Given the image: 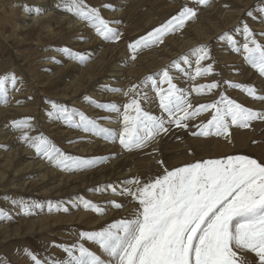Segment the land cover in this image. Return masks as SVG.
Returning a JSON list of instances; mask_svg holds the SVG:
<instances>
[{
	"label": "rangeland",
	"instance_id": "rangeland-1",
	"mask_svg": "<svg viewBox=\"0 0 264 264\" xmlns=\"http://www.w3.org/2000/svg\"><path fill=\"white\" fill-rule=\"evenodd\" d=\"M20 1L21 0H0V77L15 75L17 81L16 88L17 89L20 88V90L22 91L21 93L17 94L18 97L16 98L15 103L17 105L22 106L23 107L22 109L26 111V113L21 114L20 116L13 114L8 115V113H6L4 117H2L3 115L2 114L0 116V131H1L0 134L3 133L4 127L7 126L10 122L19 121V119L23 120L25 118H31V120L29 121L30 128H27V133L34 131L32 138L38 137L37 134H39V136L42 135L46 137L52 145H54L56 148L61 150L64 154L79 158L83 157L82 159L84 158L93 159L97 161V158H99L98 155H103V154L109 156L112 155L109 161L113 162L112 163L113 167L112 166L111 167L114 169L115 166H117L118 164L116 162L117 160L120 163L121 160L124 159V156H127V154L138 153V152H134L133 151L134 149L133 150L124 149L119 143V134L122 132L120 126H122L121 123L123 122L122 111L124 110V105L129 103L130 100L133 98L131 95H125V93H128L130 89V83L132 86L138 84V87L135 89V94H137L135 98L140 101L142 109L146 111L144 106V101H145L144 94L147 95L149 93V95H152L153 93H155L152 89L151 81L155 82L162 79V76H160L161 74L160 69L162 68L169 70V74L173 77V83H175L179 88L184 89L188 92V99L190 100L192 105L194 102L196 104L200 101L202 103L201 105L210 104L219 101L221 96L223 95L228 99L234 100L245 107L264 113V101L253 98L251 99V97L247 95L245 89L234 88L230 86V85H244V86H252L255 88L257 86V83H259V86H263L264 84V77L260 76L258 71L252 65H250L248 62L245 61L244 53L242 51V46L243 43L245 42V35H246L244 33L245 26H247L254 34L253 38L259 44L264 45V11H261V9H264V0H227V2H225L226 6H222L224 3L223 4L217 3L218 0H206V3L204 4H199L196 2V0H119L121 6L125 4L127 6L126 9L121 8L122 10L120 9V11H116V10L111 11L112 7L115 5L114 4L116 2L115 0L114 2L113 0H84L87 6L97 9L99 11L101 18L109 22L110 27L112 28L117 27V29H121L119 28L121 27L120 24L123 23L124 21H126L125 25H127L128 27L126 29L123 28L122 30H120L119 33L121 35L118 41H108L107 43H104V45H102L103 47L101 46L100 49L102 48L106 49L105 54H102L99 51L98 55L99 57H102L101 59L97 57L93 60L87 61V63H85L83 66L87 67L88 65H90L89 63L94 60L96 61L95 63H97L99 60V63L95 65L102 63V66L106 65V63H108L109 65V63L111 62L110 66L116 65L114 72H116V74L118 73L121 77V82L122 81L124 82V77L127 78V75H130V73L125 75L124 74L125 72L124 73L121 72L123 73L122 75L120 72H118L117 66L125 65L123 67H125L126 68L125 71H127L132 64V62H130L132 57L135 56V58H137V60L135 59V62L136 64H138L135 65V67L142 70V72L139 71L138 75H135L133 73L131 74V76L133 77L131 78L129 77L127 79L128 82L130 83L125 84L124 86L122 85L120 91L115 93V96H117L115 97V99L113 98L110 99L109 97L112 95L111 94L109 95L108 92L104 93L103 91V93H97L98 90L96 89V87L93 89L89 88L90 82L86 84L83 82L81 78H79L78 80L76 79V77L73 80L71 79L70 81H68L67 83L68 85L66 87L62 85L65 79L68 78L65 76H68V73L71 74V71H69L68 69L70 68V66L67 65L77 63L79 59L77 58L76 54H82L86 56L87 49H89L88 47H91L92 44L90 41L89 45L87 42L86 43L84 42L82 43V47L84 48L77 49L80 43L79 42L80 39L85 40L83 36H85V33H87L88 30H90L91 25L94 24L91 22H87L83 19H79L71 12L65 10L66 0H42V1L34 0V2L30 0L27 1L29 2L28 4L24 0L22 1L23 4H21ZM214 1L217 5H215ZM35 2H39V3H35ZM39 4L41 5L39 6ZM16 5L18 6L16 7L17 8L16 10L14 9L16 12L14 11L15 13L11 14L10 7ZM25 6L29 8L30 12H35L34 9H36L37 7L41 8L42 11H44V13L47 12L46 16L42 17V21L40 20L38 24H34L33 22H31L32 24H29L26 21L22 22L21 20L34 17L32 15H29L23 18L22 9H24ZM185 6L194 9L196 15L191 19L187 20L183 26L176 28L174 32L166 34L163 37L162 43L158 42L148 47H141L136 49L135 52L129 49L128 45L130 43L134 42L139 37L145 36L153 29L166 23L169 19L172 18V16L177 14ZM107 11L111 13H115V12L118 13L119 14L118 18L112 21V18L107 16L108 15ZM122 11H124L123 14ZM249 12H251V15H248ZM60 17L61 19H59ZM123 17H125V19L122 20ZM56 18L59 19V22L57 21ZM38 19L41 18L38 17ZM114 21L117 23L113 24ZM15 25L19 26L17 30L13 28V26ZM22 25L29 27H27L26 29L24 28L25 30H23ZM46 27H51L52 32L50 34L46 33ZM225 34L231 36V40L234 41L235 43L233 44L227 38L221 39V37H224ZM95 44H99V43L96 42ZM151 47L154 48L152 49ZM199 47H206L209 56L208 59L201 61L202 66L203 67L210 66L212 71L208 75H205L207 79H205L204 76H200V77H195V80H190L192 77L195 76V72L197 68L195 62L197 60V57L192 56L191 52ZM235 47H240L241 51L240 52L235 51L234 50ZM146 48H150V50ZM153 50L156 51L155 52L156 54L155 53L145 54V52H151ZM185 56L188 57L189 63H183L182 58ZM74 58H76L77 61H74L73 60ZM140 59L142 60L140 61ZM127 62H129V64ZM174 62L180 64L179 71L173 66ZM88 67L90 68L86 69V71L88 70L91 71L95 68L93 66H88ZM109 68L107 71L109 70L111 71L113 69L112 67L110 69ZM129 70L131 71L132 69ZM107 71L105 72L107 76L109 74L110 75L115 74L114 72H110V71L107 72ZM88 73H92V72H88ZM155 73H159L156 78L153 77ZM149 77H153V80L150 81L148 79ZM20 82L22 83L19 84ZM100 82L110 83L109 80L108 81L106 80V77L103 80H100L99 83ZM184 82L188 83V85L186 86ZM196 82H198L200 86L216 83L218 87L211 90L204 88L201 90L202 92L201 91L199 92L200 93L199 94L193 90L196 87H198L195 85ZM118 83L114 81V83L111 84H113V86L114 85L116 86ZM71 84H73L74 87H72ZM190 84L191 85L193 84L194 86H191ZM144 85L148 86V89H146L147 92L146 90H144L145 89ZM55 86L57 87L54 90L53 88ZM105 86L107 87L109 85L107 84ZM141 86L143 90H141ZM11 87L12 85L9 84L7 98H10L12 96L10 90ZM160 87L166 89L168 85L161 84ZM64 88H66V91L62 92ZM108 89H105V91H107ZM74 90H77L76 96H74L73 94ZM257 90H258L257 95H259V92L261 93V89H257ZM140 92H142L141 95ZM96 95L100 96L98 102L101 103L104 102V104L114 103L122 110L119 113L120 116L118 115V117L116 114H110L117 117L116 120H113L114 123L113 128L115 130H113L112 132L114 134L113 135L114 138L113 141L112 140L108 141L106 139L104 141L107 144H109L110 142H114L117 145V149L116 147H115L116 150L114 148L113 149L108 148L110 150L109 151L107 150L108 151L107 152L106 150H104V148H102L103 150L101 152L93 151L88 154H79L80 151L82 150L81 146L85 144L87 140L90 141L89 137H91L93 133L85 132L82 129L76 131V129L71 128L69 130L71 132V136H77L78 139L74 144L68 145L67 144L68 139L66 138V134L65 133L57 134L58 133L57 132L56 135L55 132L58 131L57 129L48 132L46 130L45 122H48L50 118H54V116L50 117L48 113H50L52 110L51 103L55 102L56 104L67 108L69 114H71L72 117L74 116V114L77 115V113H80L78 112V110H81L82 111L81 113L85 114L87 117L91 118L94 121H98V123H100L99 126L102 127V124L105 125L107 121H103V120L100 121L98 115L92 114V116H89L91 115V113H88V111L84 110V108L82 107L80 108V103L77 102L79 98L82 99L84 98V101L87 99L86 101L89 102V104L91 105L90 102H95L94 99H96ZM152 98L156 103L153 109L155 111L156 116H164L165 119H167L166 114L162 113L161 109L159 108V101L156 100L154 96H152ZM6 103L7 101L5 103H2L0 107H5ZM250 103H252L253 104L252 106L254 107L250 106ZM13 105L11 106V109L12 107H15ZM90 105H88V107ZM93 108L94 110L100 109L96 106ZM4 109L5 108H3L1 111H4ZM105 111H107L106 114L108 112L111 113L108 110H104V113ZM149 113L152 114V112ZM132 115H135V113L133 112ZM199 117L200 119L196 120ZM209 118H211V112L204 111L202 112V114L186 121L187 124H189L192 121H196V122L201 121L199 125L193 123L195 127L192 128L190 133L187 134V136L189 135L188 137L190 139L193 140L198 139L200 141L198 142L195 141V143H193L189 147V149H186V151L184 148L175 149V152L177 151V153L173 154L174 156L172 154H168L169 152H173L172 146L170 145V140L174 138V135L171 134L169 136V132L172 130V127L175 125L174 124L171 125L170 126L171 130L169 132H167L166 134H161L160 136L156 137L154 140L150 141V142H155V141L157 142V140H159L158 142L159 146L156 148V152H157L155 153L156 155H153L152 157L145 156L147 160L145 159L143 164L140 165L141 170L139 168L135 169L137 166H134L133 170H136L135 172H137V174L145 171V173H150L152 175V178H155L159 175H162L164 171V167H162L161 164L159 163L160 161H163L164 166L167 167L168 169L181 167L205 159H218L230 155H247L250 158H255L260 162H264V120L253 121L250 123L249 127L247 128H242L239 126H231L229 129L230 136L226 139L224 144L219 147V149L216 148L214 153L213 152L214 144H212L211 142L209 143L207 142L209 140L215 139V137H217L216 135H209V136L192 135L193 132L198 133L200 131V128L207 122ZM75 120L79 122V118H76L75 116L74 120H71L70 122L67 123L71 125V123L73 124ZM188 129H189L188 127L181 128L182 132H187ZM67 130L68 129H63V131L62 130L60 131L66 132ZM20 131H16V132H20ZM14 132L15 131L13 130V133ZM15 136L16 135L11 137V141ZM82 136H85V138L82 139L81 138ZM93 136H95V134H93ZM101 136L103 135L102 134L98 135V138H100ZM167 136H169V140H164V137ZM107 137L109 139V137L111 136L108 135ZM218 137L225 138L223 136H218ZM184 140L186 139L184 138L177 139L176 143L182 142ZM184 143L186 142L184 141ZM4 144H6V142L3 143V141H0V147H5L6 145ZM18 145L6 147L3 150V154H0V158L4 156L9 157L11 152H14V154L18 155L19 154ZM67 146L69 147L67 148ZM23 147L20 148L21 156H22V150L25 148H27V152H29L31 155L37 153L34 147H31L29 145ZM27 152H23V154L27 155ZM176 154H178L177 158H173L175 157ZM143 157L144 156H139L137 154L131 157V161L133 162V158L139 160L140 158ZM34 158L36 159L35 164L37 162L38 165H40L41 163L42 164L45 163L42 169L45 166H50L51 164L54 165V167H56L55 163L53 161H47L48 160L47 157L43 154H36L34 155ZM19 162L20 159L14 157L12 159L10 168L5 170L7 173L4 172L5 175L0 180V215L3 216L7 215V219L8 218L14 219V220H9L8 222L4 220L3 216H1L0 227L8 225L10 226L6 231L8 232V234L15 232L17 229L19 233H22V236L20 234L19 237L6 238V236L8 235L4 234L5 230L3 229L0 231L1 233L0 234V264H34V262L27 253L35 254L40 261L44 262V264H51L52 261H64L67 259V256L66 253L62 250V248L59 247L60 245L71 247V246L83 244L92 252L102 257L103 256L102 250L95 243L81 238L80 233L103 230L113 222L119 221L121 219L131 220L134 218V215L137 212L138 209L137 202L127 194L120 195L118 193L121 192L126 187V185L123 183L122 186L118 189V192L115 191V194L111 188L108 189L109 192L112 191L110 196L115 198V202H113L112 205L116 212L119 211V209L120 210L124 209L123 207L116 208L114 206L115 203L120 202V197H123L131 201V203L128 202V204H130L129 209L131 211L129 210V212L126 215H121V214L115 215L113 218H109V219L105 218V220H100L99 222L94 223L92 218L101 217L100 212L102 213L104 211L103 209L104 207L99 204H92L95 205L96 208L99 209V211L94 210L95 212L93 213V217L91 218V220L84 219L82 220V222L79 223L76 221L77 218H75V215L78 214L79 210L73 214L72 212L69 213V210L66 207L68 204L67 200H70L72 198H68L69 195L67 196L66 194H63V191L57 190V193L60 192L61 194L60 196H57L55 198L52 197L48 198L49 196L44 197L42 199L37 198V200L35 201V203L39 202L38 203L39 205L43 203L47 204V202L49 204H53L52 206H54L55 210L57 211L53 216L58 215V218L60 217L59 219L67 218L68 220V217L73 216L71 223L65 224L61 222V223L53 224L52 221L53 218L51 217L52 210H50L52 206L51 207L49 206L47 212L45 211L39 212L40 209L35 210L33 213L30 212L31 210L30 204L31 202L32 203L34 202L33 200L35 198V197L33 198L32 196L38 195L37 192L40 191L41 187L43 186H40L38 185V183H35L34 184L35 187L33 186L34 191H31V193L29 194V196H27V198L24 197L25 201L21 198V196L17 194L16 196L13 195L15 194L16 191H18V189L14 185L21 184L22 183L21 179L23 177H27L28 175L29 176L31 175V173L29 172L31 171V169H26L24 171L25 173L14 172ZM144 164H147V166L143 167ZM0 167H2L1 160H0ZM87 168L90 169V167ZM57 169L55 170L57 173L62 172L60 168ZM75 170L78 171L79 168H74L73 170L69 169V171H73L69 174V176L70 175L74 176L76 172ZM155 171L157 172V174H155V177H153L154 173H156ZM27 172H29L30 174ZM0 174H3L2 170L0 171ZM31 177L27 179L26 182H24L26 184L23 186L22 190H24L25 187H27V185L28 186L30 185L29 182H31L30 180H32ZM36 179L37 178H34V180ZM143 180L146 181L148 179L144 178ZM92 181L93 180H89L88 182L85 181L83 187L89 185ZM112 185L115 184L113 183ZM95 186L96 184L93 185L92 188H95ZM95 190L98 192L99 187L95 188ZM98 195H100V192H98ZM5 196L6 197L8 196V198H5ZM81 197L82 198L79 199V203L82 204L83 206L81 205L79 206L82 207L80 210L84 209L86 212L91 214L90 208L86 206L87 204L85 202L86 197L84 198L83 195H81ZM18 198L21 199L19 200ZM11 199H14V201ZM55 204H59V205H55ZM12 205H13V209L10 210L8 206L11 207ZM17 210L19 213L17 212ZM34 215H37V217L34 218L33 217ZM16 216H18L20 219L18 218V220H16L14 218ZM39 216L40 217L42 216L43 219L47 220L46 222L43 223L49 224L46 225L50 226V228L45 227L46 229H44L41 232L35 229L34 230L32 229L31 231H27L26 229H31L30 227L31 222L33 220L38 219ZM51 221L53 224L52 227H51ZM10 222L12 224H10ZM17 254L18 257L16 256ZM76 254L78 255V253ZM238 255H240L247 262H249V264H256V258L254 254L249 252L238 251ZM14 256H16V258Z\"/></svg>",
	"mask_w": 264,
	"mask_h": 264
},
{
	"label": "snow or ice",
	"instance_id": "snow-or-ice-1",
	"mask_svg": "<svg viewBox=\"0 0 264 264\" xmlns=\"http://www.w3.org/2000/svg\"><path fill=\"white\" fill-rule=\"evenodd\" d=\"M196 2L204 4L206 0ZM65 10L79 19L93 23L97 35L105 41L119 40L121 34L101 18L97 9L87 6L84 0H66ZM35 12L39 14L40 9H35ZM195 15L194 9L185 6L166 23L139 37L128 47L135 52L138 48L162 43L166 34L174 32ZM244 33V59L264 77V45L253 38L254 34L247 26L244 27ZM224 38L235 43L228 34L221 37ZM234 50L240 52L241 48L235 47ZM76 55L81 63L87 59L82 54ZM191 55L197 57L195 77L211 73L210 66L203 67L201 64V61L209 58L206 47L194 49ZM182 59L183 63H189L187 56ZM173 66L180 70L179 63L174 62ZM160 75L162 79L153 82L152 89L158 98L159 108L166 114L167 119L144 111L140 101L135 98V89L138 86L133 85L125 93L133 98L124 105L123 131L119 134V143L126 150L146 147L148 142L169 132L173 124L179 128H187L186 121L204 111H210L211 118L198 133L193 132L192 135L228 138L231 126L247 128L253 121L264 120V113L245 107L223 95L219 101L203 104L192 110L188 92L173 83L169 70L164 69ZM148 79L152 80V77ZM16 83L15 75L0 77V100L6 102L8 85L15 88ZM161 84H167L168 87L161 88ZM230 86L245 89L249 97L264 101V96H258L252 86ZM217 87L216 83H211L193 90L199 93L204 88L211 90ZM144 99H147L146 94ZM92 103L100 109L121 112L114 103ZM51 106L53 111L48 113L50 117L55 116L65 122L72 120L67 108L55 102ZM133 112L135 115H132ZM77 115V128L95 135H111L109 129L100 127L85 114ZM30 120L31 118H25L13 121V126L17 130L30 128ZM22 138L38 154H43L49 161L55 162L58 168L82 169L95 163L93 159L64 154L42 135L32 138L25 132ZM159 163L164 167L162 175L146 181L132 178L124 182L126 187L120 194H127L138 204L133 219H121L103 230L80 233L81 238L95 243L108 260L83 244L71 247L60 245L67 259L52 261L51 264H249L238 255V251L252 253L256 264H264V162L247 155H230L173 169L165 167L163 161ZM113 191L115 194V188ZM86 206L99 211L90 202ZM114 206L123 207L119 203ZM27 254L34 264H44L35 254Z\"/></svg>",
	"mask_w": 264,
	"mask_h": 264
},
{
	"label": "bare ground",
	"instance_id": "bare-ground-1",
	"mask_svg": "<svg viewBox=\"0 0 264 264\" xmlns=\"http://www.w3.org/2000/svg\"><path fill=\"white\" fill-rule=\"evenodd\" d=\"M22 1L23 0H21L20 1V3L21 4H23L22 3ZM27 4L29 3V2H27V1H30V0H24ZM37 1H42V0H37ZM116 2L114 3L115 5L112 7V9H111V11H120V9L121 8H123V9H126L127 8V6H126V4L125 5H120V2H119V0H115ZM32 2H34V0H32ZM113 2H114V0H113ZM123 2V1H122ZM225 2H227V0H218L217 1V3H224L222 6H226V4H225ZM35 3H39V2H35ZM127 3V2H126ZM129 3V2H128ZM214 3H215V1H214ZM31 4V3H30ZM53 4V3H52ZM33 5H34V3H33ZM36 5H38V4H36ZM41 4H39V6H40ZM215 5H217L216 3H215ZM125 6V7H124ZM221 6V7H222ZM16 7H18L17 5L16 6H11L10 7V10H11V14L12 13H15L16 11ZM32 7V6H31ZM38 8V7H37ZM36 8V9H37ZM113 8H115V9H113ZM15 9V10H14ZM34 9V8H33ZM38 9H40V12H39V14H36L35 12H30L29 11V8H27L26 6L24 7V9H22V11H23V18L24 17H26V16H29V15H32V16H34L33 18H28V19H24V20H21L22 22H27V23H29V24H32L31 22H33L34 24H38L39 23V21L41 20L42 21V17H45L46 16V13H44V11H42V9L41 8H38ZM122 10V9H121ZM15 11V12H14ZM34 11H35V9H34ZM49 11V10H48ZM28 12V13H27ZM108 13V17H110V18H112V21L113 20H115V19H117L118 18V16H119V14L118 13H111V12H109V11H107ZM4 13V12H3ZM124 13V11H122V14ZM18 15V14H17ZM39 15V16H38ZM48 15V14H47ZM121 15V14H120ZM38 17H40L41 19H38ZM63 18V17H62ZM44 19V18H43ZM57 19V18H56ZM59 19H61V17L59 18ZM59 19H57V21L59 22ZM123 19H125V17H123L122 18V20ZM56 21V22H57ZM117 22H113V24H116ZM119 23V22H118ZM122 24H123V26H122ZM126 24V21H124L123 23H121L120 25H121V27H119V28H121V29H117V27L115 28L118 32H120V30H122L123 28L124 29H126L128 26L127 25H125ZM21 25V24H20ZM120 25H118V26H120ZM21 27V26H20ZM27 27H29V26H27ZM26 26H24V25H22V29L23 30H25L26 28H27ZM13 28H15V30H17L18 28H19V26L18 25H15V26H13ZM25 28V29H24ZM93 30V31H92ZM52 31H51V27H46V33H48V34H50ZM123 32V31H122ZM83 38H85V40H82V39H80V43H79V46H78V48L77 49H82V48H84V47H82V43H88V45L90 44V41H91V47H88L89 49H87V54H86V57H87V59H86V61L84 62V63H81L80 64V61H78L77 63H73V64H68L67 66H70V68H68L69 69V71H71V74H69L68 73V76H65V77H68V78H66L65 79V81L63 82V86L64 87H66L68 84V81H70L71 79L73 80L75 77H76V79L78 80L79 78H81L82 80H83V82L84 83H89L90 82V84H89V88H91V89H93V88H95L96 87V89L98 90V92L97 93H103V91H104V93H109V95L111 94L112 96H110L109 98L111 99V98H113V99H115V97H117V96H115V93L116 92H112V91H110L109 89H119L120 90V88H122V85L124 86L125 84H128V83H130V82H128V78L130 77H133V76H131V74L133 73V74H135V75H138L139 74V71H141L142 72V70L141 69H139V68H137V67H135V65H138V64H136V62H135V59L137 60V58H132L131 59V61L130 62H132V64H131V66H130V68L129 69H132L131 71L129 70H127V71H125V67H123V66H125V65H123V66H117V70H118V72H125L124 74L125 75H127L128 73H130V75H127V78H125L124 76V82L122 83L121 82V77H120V75L118 74H116V72H114V70H115V67H116V65H113V66H110L111 65V62L109 63V65H108V63H106V65H103L102 66V63L101 64H98V65H95V64H97V63H99V60H98V62L97 63H95L96 61L94 60V61H92V62H90L89 64L90 65H88V66H93V67H95L93 70H91V71H86V69H88V68H90V67H86V66H83L85 63H87V61H90V60H93V59H95V58H97V57H99V51L102 53V54H105V51H106V49L105 48H102V49H100L101 48V46L102 45H104V43H107L108 41H105L102 37H100L99 35H97V33H96V27H95V25H91V28H90V30H88L87 31V33H85V36H83ZM99 41V42H98ZM99 43V44H95V43ZM96 45V46H95ZM108 45V44H107ZM94 46V47H93ZM105 46H106V44H105ZM104 46V47H105ZM103 47V46H102ZM152 49L154 48V47H151ZM160 48V47H159ZM105 49V50H104ZM146 49H149L150 50V48H146ZM157 49H158V47H157ZM90 51V52H89ZM114 51V50H113ZM117 51V50H116ZM119 52V51H118ZM156 51L155 50H153V51H151V52H145V54H147V53H155ZM160 52H163V51H160ZM101 53H100V55H101ZM123 54V53H122ZM127 54V53H126ZM156 54V53H155ZM154 54V55H155ZM157 54H159V53H157ZM143 55H144V53H143ZM126 56V55H125ZM160 56V55H159ZM162 56V55H161ZM190 56V55H189ZM107 57V56H106ZM122 57V56H121ZM156 57V56H155ZM100 59L102 58V57H99ZM98 58V59H99ZM111 59V58H110ZM138 59H139V57H138ZM143 59V58H142ZM142 59H140V61L142 60ZM74 61H77V59L76 58H74L73 59ZM112 60V59H111ZM111 60H109V61H111ZM114 60H115V58H114ZM120 60V59H119ZM114 62V61H113ZM135 62V63H134ZM196 62V61H195ZM128 64H129V62H127ZM158 65V64H157ZM107 66V67H106ZM151 66H153V65H151ZM92 67V68H93ZM113 68L110 72H114L115 74L114 75H106V71L108 70V68ZM109 68V69H110ZM164 70V68H162V69H160V72H162V71ZM103 71V72H102ZM109 71H107V72H109ZM88 72H92V73H88ZM140 72V73H141ZM156 72V71H155ZM123 73H121L122 75H123ZM159 73H155V75H153V77L154 78H156L157 77V75H158ZM189 74V73H188ZM67 75V74H66ZM88 75V76H87ZM113 76V77H112ZM161 76V75H160ZM106 77V80L108 81L109 80V82L110 83H104V82H100L99 83V81L100 80H103L104 78ZM110 77V78H109ZM134 77H136V76H134ZM153 77H152V80H153ZM195 77V76H194ZM246 77V76H245ZM108 78V79H107ZM161 78V77H160ZM204 78L205 79H207V77L206 76H204ZM112 79V80H111ZM127 81H126V80ZM158 79H159V76H158ZM189 79V78H188ZM246 79V78H245ZM89 80H91V81H89ZM183 80H186V79H183ZM190 80H195V79H193V77L190 79ZM114 81L115 82H120V83H118L116 86L114 85L113 86V84H111V83H114ZM126 81V82H125ZM143 81V80H142ZM145 81V80H144ZM151 81V80H150ZM149 81V82H150ZM198 81V80H197ZM202 81V80H201ZM140 82V81H139ZM152 83H153V81H151ZM22 82H20L19 84H21ZM185 83V82H184ZM109 85V86H105V85ZM133 84H136V83H133ZM186 84V86L188 85V83H185ZM191 85V84H190ZM195 85L196 86H200L199 84H198V82H196L195 83ZM71 86L72 87H74V85L73 84H71ZM100 86V87H99ZM137 86H138V84H137ZM191 86H194L193 84L191 85ZM190 86V87H191ZM202 86V85H201ZM56 87L57 86H55L53 89L55 90L56 89ZM144 87H145V89L144 90H146V89H148V86L147 85H144ZM109 88V89H108ZM130 88H132V85H131V83H130ZM149 88H150V86H149ZM231 88V87H230ZM105 89H108L107 91H105ZM255 89H256V91H258L257 89H261V93L259 92V95L258 96H264V84H263V86H259V83H257V86L255 87ZM10 90H11V93H12V96L10 97V98H6V101H7V103H6V106L5 107H0V116L2 115V117H4V115L6 114V113H8V115H18V116H20L21 114H25L26 113V111H24L22 108V106H20V105H17L16 103H15V100H16V98L18 97L17 96V94H19V93H21L22 91L20 90V88H13V87H11L10 88ZM89 90V89H88ZM141 90H143V88H142V86H141ZM229 90V89H228ZM66 91V88H64L63 90H62V92H65ZM91 91V90H90ZM10 92V91H9ZM142 92H144V91H142ZM142 92H140V95L142 94ZM146 92H147V90H146ZM202 92V91H201ZM73 94H74V96H76L77 95V90H74V92H73ZM200 94V93H199ZM98 95H100V94H98ZM98 95H96V99H94L95 100V103L96 104H104V102H98L99 101V98H100V96H98ZM145 95V94H144ZM98 96V97H97ZM147 96V99H145V101H144V106H145V109H146V111L149 113V112H152V115H156L155 114V111L153 110L154 109V107H155V105H156V103H155V101L153 100V98H152V96H154L155 98H156V100H158V98L156 97V95H155V93H153L152 95H149V93L146 95ZM209 96V95H208ZM9 97V96H8ZM201 97V96H200ZM79 98V97H78ZM108 98V99H109ZM191 99V98H190ZM251 99H252V97H251ZM87 100V99H86ZM84 101V98L82 99V98H79L78 99V101L77 102H79L80 103V108L82 107V108H84V110H86V111H88V113H91V115H89V116H92V114H94V115H98L99 116V118H100V121H107L106 122V124L104 125V124H102V128H105V129H109L110 131H111V135H109V136H111V137H109V139H108V137L107 136H105L104 134H102L103 136H101L100 138H98V135H95V136H93V134L91 135V137H89L90 138V141L89 140H87L86 141V143L85 144H83L82 146H81V148H82V150L80 151V153L79 154H88V153H90V152H101L103 149L102 148H104V150H110V149H115V147H116V149H117V145L114 143V142H110L109 144H107V143H105L104 141H105V139L106 140H108V141H113V130H115L114 128H113V126H114V123H113V120H116V118L118 117V115H119V113H116V112H112V111H110L111 113H107L106 114V112L107 111H105V113H104V109H98V110H94V108L93 107H95L94 106V104L92 103V102H90L91 103V105L89 104V102H87V101ZM118 100V99H117ZM114 101V100H113ZM119 101V100H118ZM112 102V101H111ZM198 102V101H197ZM2 103H5V100H0V105L2 104ZM87 103V104H86ZM14 104V105H13ZM120 104V103H119ZM202 103H201V101L200 102H198V103H196L195 104V102L193 103V109L192 110H194L195 108H196V106H200ZM15 106V107H12V109H11V106ZM88 105H90L89 107H88ZM253 104L252 103H250V106H252ZM73 106V105H72ZM88 107V108H87ZM252 107H254V106H252ZM3 108H5L4 109V111H1ZM48 109V108H47ZM83 110V111H84ZM192 110H190V111H192ZM53 111V109L51 110V112ZM77 111V110H76ZM122 111V110H121ZM10 112V113H9ZM78 112H82L81 110H78ZM123 112V111H122ZM103 113V114H102ZM102 114V115H101ZM110 114H116L117 115V117L116 116H114V115H110ZM202 114V113H201ZM39 115V114H38ZM93 115V116H94ZM75 116H76V118H79V115H75L74 114V116L72 117V120H74L75 119ZM120 116V115H119ZM15 117V116H14ZM196 117V116H195ZM43 118V117H42ZM102 118V119H101ZM194 118V117H193ZM48 119V118H47ZM200 119V117L199 118H197L196 120H199ZM210 119V118H209ZM60 120V121H59ZM98 120V119H97ZM19 121H21L20 119H19ZM97 123H98V121H96ZM33 123V122H32ZM46 123V130L48 131V132H50V131H52V130H54V129H57L58 131H56L55 132V134L57 133V134H59V133H65L66 134V138L68 139V142H67V144L68 145H72V144H74L76 141H77V136H71V132L69 131L71 128L73 129H76V131H78V130H81V128H77L75 125L76 124H78L79 122L78 121H76L75 120V122L72 124L71 123V125L70 124H68L67 122H65L63 119H57L55 116H54V118H50L49 120H48V122H45ZM193 123H196V124H198L199 125V123H201V121L200 122H196V121H192V122H190L189 124H188V130H187V132H182V130H181V128H179V127H176V126H173L172 127V130L169 132V136L171 135V134H173L174 135V138L173 139H171L170 140V145L172 146V151L173 152H169L168 154H175V153H177V151L175 152V149H177V148H184L185 149V151H186V149H189V147L193 144V143H195V141H200V140H198V139H196V140H193V139H190L188 136H187V134L188 133H190V131H191V129L192 128H194L195 127V125H193ZM55 124V125H54ZM66 124H67V126H66ZM98 124H100V123H98ZM115 124H116V122H115ZM119 124V123H118ZM122 124V126H120V128L122 129V131H123V122L121 123ZM53 126H55V127H53ZM116 126V125H115ZM33 128V127H32ZM53 128V129H52ZM117 128V127H116ZM26 130H17L14 126H13V121L12 122H10L7 126H5L4 127V131H3V133H1L0 134V141H3V143L4 142H6V144H4V145H6L5 147H0V154H3V150L6 148V147H8V146H13V145H18V147H19V149H18V155L17 154H14V152H11V154H10V156L9 157H2V158H0V160H1V162H2V167H0V171L2 170V173L3 174H0V180H1V178L2 177H4V172L5 173H7L5 170H7L8 168H10V165H11V162H12V159L15 157H17L18 159H20V162L18 163V165L16 166V168H15V173H22V172H24L26 169H31V171H29L30 173H31V175L28 177H23L21 180H22V183L21 184H18V185H14L17 189H18V191H16L15 192V194H13L14 196H16V194L17 195H19V196H21V198L24 200V197L25 198H27V196H29V194L31 193V191H34V184L35 183H38V185H40V186H43V187H41V189H40V191H38L37 192V194L38 195H35V196H32L33 198H34V202L32 203L31 202V204H30V208H31V210H30V212H34L35 210H37V209H40V211L39 212H47L48 211V209H49V206L51 207L53 204H49L48 202H47V204H45V203H43V204H38L39 202H36L35 203V201L37 200V198H44V197H48V198H50V197H52V198H55V197H57V196H60L61 194H60V192L59 193H57V190H61V191H63V194H66L67 196L69 195V197L68 198H72V199H70V200H67L68 201V204H67V209L69 210V213L70 212H72L73 214L76 212V211H78L79 210V212H78V214L77 215H75V218H77V222H82V220H84V219H90L91 220V218L93 217V213L95 212L94 210H92V209H90L91 210V214H89L88 212H86L84 209H82V210H80L82 207H79L80 205L81 206H83L82 204H80L79 203V199H81L82 197H81V195H83L84 196V198H85V202L86 203H91V204H99V205H102L104 208V211L101 213L100 212V215H101V217H96V218H92V220L94 221V223H96V222H99L100 220H105V218H107V219H109V218H113L115 215H126L128 212H129V208H130V204H128V202L129 203H131V201L130 200H128V199H125V198H123V197H120V202H119V204H121L122 206H123V208L124 209H119V211H115L114 210V207H113V205H112V203L113 202H115V198L114 197H112V196H110V194H111V192L113 191V188H115V191H117L118 192V189L122 186V184L124 183V182H126V181H128V180H130V179H132V178H139L141 181H144L143 179L144 178H147L148 180L149 179H152V175L150 174V173H145V171L144 172H141V173H138L137 174V172H135L136 170H133V168H134V166H137L135 169H140L141 170V166L140 165H142L143 164V162H144V160L146 159L145 158V156H153V155H156L155 153H157L156 152V148L159 146L158 145V142H159V140H157V142L155 143V142H148L147 143V146L146 147H144V148H139V149H134L133 151L134 152H138V153H136V154H127V156H124V159L123 160H121V162L119 163V161L117 160L116 162L118 163L117 164V166H115V168L113 169L112 167H113V165H112V163L113 162H111V161H109L110 160V158H111V156H109V155H98V157L99 158H97V161H95V163L93 164L94 166H92V167H90V169H88V168H79V170L78 171H76L75 172V174H74V176H72V175H70L69 176V174L71 173V172H73V171H69V169H61V173H57L55 170L58 168L57 166L56 167H54V165H50V166H45L43 169H42V167L45 165V163H41L40 165H38V162L35 164V158H34V155H36V154H38V153H35L34 155H31L29 152H27V148H25V149H23L22 150V156H21V152H20V148L21 147H23V146H26V145H29V142L28 141H26L25 142V140L22 138V136H23V134L25 133V132H27V128H25ZM63 129H68L66 132H62L63 131ZM13 130L15 131L14 133H13ZM60 130H62V131H60ZM185 130V129H184ZM16 131H20V132H16ZM65 131V130H64ZM118 131H121V130H118ZM189 131V132H188ZM1 132V131H0ZM33 132L34 131H31L30 133H27L28 134V136L29 137H33ZM36 132V131H35ZM114 132H116V131H114ZM56 134V135H57ZM14 135H16L13 139H12V141H11V137L12 136H14ZM38 135V137H39V134H37ZM10 136V137H9ZM169 136H167V137H164V140H169ZM92 137H93V139H92ZM35 138V137H34ZM82 139L83 138H85V136H82L81 137ZM168 138V139H167ZM186 139V140H184L186 143H184V141H182V142H177L176 143V140L177 139ZM70 139H71V141H70ZM98 139H101V140H98ZM226 139L227 138H220V137H215V139H212V140H209L207 143H209V142H211L212 144H214L213 145V152L215 153V150H216V148L217 149H219V147L221 146V145H223L224 144V142L226 141ZM7 140V141H6ZM11 141V142H10ZM173 141V142H172ZM25 142V143H24ZM84 143V142H83ZM8 144V145H7ZM3 145V146H4ZM30 146V145H29ZM32 147V146H31ZM69 146H67V148H68ZM24 148V147H23ZM108 148H110V149H108ZM115 149V150H116ZM68 150V149H67ZM79 150V149H78ZM120 150V149H119ZM124 150V149H123ZM15 151V150H14ZM69 151V150H68ZM107 151V152H108ZM190 151V150H189ZM23 152H27V155H24L23 154ZM112 152V151H111ZM116 152V151H115ZM208 152V151H207ZM117 153V152H116ZM192 153V152H191ZM190 153V154H191ZM29 154V155H28ZM99 154V153H98ZM107 154V153H106ZM139 155V156H144L143 158H140L139 160L138 159H135V158H133V162L131 161V157H133V156H135V155ZM205 154H207V153H205ZM121 155V154H120ZM187 155V154H186ZM209 155V154H208ZM29 156V157H28ZM174 156V155H173ZM177 156H178V154H176L175 155V157H173V158H177ZM85 157H87V156H85ZM97 157V156H96ZM155 157V156H154ZM38 158V157H37ZM81 158H83V157H81ZM95 158V157H94ZM118 158H120V157H118ZM149 158V157H148ZM85 159V158H84ZM122 159V158H121ZM159 159V158H158ZM179 159V158H178ZM198 159V158H197ZM147 160V159H146ZM153 160H155V159H153ZM29 161V162H28ZM47 161H49V160H47ZM149 161V160H148ZM41 162V161H40ZM156 162H157V160H156ZM55 163V162H54ZM111 163V164H110ZM146 163V162H145ZM155 163V162H154ZM149 165V164H148ZM112 166V167H111ZM147 166V164H144V166L143 167H146ZM149 167V166H148ZM48 169V170H47ZM74 169V168H73ZM73 169H70V170H73ZM44 170H47V171H44ZM58 170V169H57ZM28 171V170H27ZM152 171V170H151ZM150 171V172H151ZM29 172H27V173H29ZM94 172V173H93ZM156 172V171H155ZM25 173V172H24ZM29 173V174H30ZM92 173H93V175H92ZM139 174H140V177H139ZM155 174H157V172L156 173H154V175H153V177H155ZM32 176V177H31ZM122 176H125V177H122ZM32 178V180H30L31 182H29L30 183V185L28 186L27 185V187H25V189L24 190H22V188H23V186L26 184V183H24V182H26V180L27 179H29V178ZM91 177V178H90ZM34 178H37L36 180H34ZM89 180H93L89 185H86L85 187H83L84 186V183H85V181H89ZM70 183V184H69ZM115 184V185H112V184ZM119 183V184H118ZM68 184V185H67ZM96 184V186H95V188H97V187H99V191L98 192H100V195H98V192L95 190V188H92V186L93 185H95ZM34 186V187H33ZM109 188H111L112 189V191L111 192H109ZM4 189H6V188H4ZM13 191H14V189H13ZM6 192H7V190H6ZM18 192V193H17ZM9 193V192H8ZM13 193V192H12ZM11 193V194H12ZM22 193V194H21ZM119 194H120V192H118ZM32 195V194H31ZM121 195V194H120ZM10 196V195H9ZM76 198H75V197ZM5 198H8V196L6 197L5 196ZM11 198V197H10ZM10 198H9V200H10ZM14 198V197H13ZM16 198V197H15ZM21 198H18L19 200L21 199ZM9 200H8V202H9ZM11 200H13L14 201V199H11ZM27 200V199H26ZM12 201V202H13ZM25 201V200H24ZM30 201V200H29ZM28 201V202H29ZM51 201V200H50ZM7 202V201H6ZM12 202H10V203H12ZM19 202V201H18ZM21 202V201H20ZM23 202V201H22ZM27 202V201H26ZM55 202V201H54ZM98 202V203H97ZM5 203V202H4ZM41 203V202H40ZM52 203V202H51ZM56 203V202H55ZM14 204V203H13ZM23 204V203H22ZM79 204V205H78ZM19 205H20V203H19ZM55 205H59V204H55ZM22 206V205H21ZM95 206V205H94ZM101 206V207H102ZM9 207V209L10 210H12L13 209V205L10 207V206H8ZM16 207V206H15ZM56 207V206H55ZM99 207V206H98ZM84 208H86V207H84ZM102 209V208H101ZM50 210H52V214H51V217L53 218L52 219V221H53V224L54 223H61V222H63V223H65V224H67V223H71L72 222V218H73V216H70V217H68V220H67V218L66 219H59L58 218V215L56 216H53L54 214H55V212H57L56 210H55V208H54V206H52V208H50ZM131 211V210H130ZM17 212H18V210H17ZM22 212V211H21ZM60 212V211H59ZM116 212V213H115ZM19 213V212H18ZM9 214V213H8ZM44 214V213H43ZM10 215V214H9ZM16 215V214H15ZM92 215V216H91ZM95 215V214H94ZM1 216H3V215H0V217ZM27 216V215H26ZM34 218H36L37 217V215H34L33 216ZM62 217V216H61ZM3 218H4V220H6V221H8L9 222V220H14V219H12V218H8L7 219V215H4L3 216ZM16 220H18V216H16V217H14ZM45 218V217H44ZM20 219V218H19ZM42 218V216L40 217L39 216V218L38 219H36V220H33L32 222H31V224H30V227H31V229H26L27 231H31L32 229L34 230H39V232H41V231H43L44 229H46L47 227H49L50 228V226H47V225H49V224H45V223H43V222H46L47 220H45V219H43ZM3 220V221H4ZM27 220V219H26ZM31 221V220H30ZM52 221H51V227L53 226V224H52ZM24 222V221H23ZM49 222V221H48ZM102 223V222H101ZM10 224H12L11 222H10ZM22 224V223H21ZM7 225V224H6ZM20 225V224H19ZM69 225V224H68ZM29 226V225H28ZM10 226H1L0 227V231L1 230H5V233L4 234H6V235H8V236H6V238H15V237H19V235L21 234V236H22V233H19V231H17V229H16V231L15 232H13V233H11V234H8V232H6L7 231V229L9 228ZM18 227V226H17ZM46 227V228H45ZM25 230V229H24ZM1 234V233H0ZM103 256H102V258L103 259H109L107 256H105L104 255V253L102 254ZM17 257H18V254L16 255ZM16 256H14L15 258H16ZM31 260V259H30Z\"/></svg>",
	"mask_w": 264,
	"mask_h": 264
}]
</instances>
